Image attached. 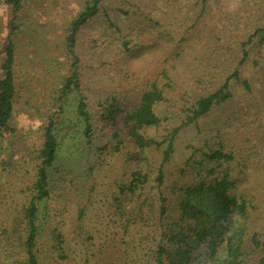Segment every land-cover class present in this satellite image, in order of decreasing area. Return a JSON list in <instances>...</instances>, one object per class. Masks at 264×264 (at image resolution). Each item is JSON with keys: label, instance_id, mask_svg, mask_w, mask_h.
Segmentation results:
<instances>
[{"label": "trees", "instance_id": "16d2710c", "mask_svg": "<svg viewBox=\"0 0 264 264\" xmlns=\"http://www.w3.org/2000/svg\"><path fill=\"white\" fill-rule=\"evenodd\" d=\"M29 1L0 0L10 13L0 58V150L6 135L16 132L13 121L19 95L15 39ZM78 3L77 16L66 26L68 69L62 76L58 107L62 111L66 100L77 94L78 115L86 123L88 142L100 134L105 142L101 153L121 155L129 149L127 169L113 182L108 209L110 221L126 230L123 243L131 253L117 262L97 264H145L144 260H151L148 264H264V240L259 234L252 235L253 215L259 206L244 187L254 173L261 171L264 162V104L248 97L249 92L259 90L244 73L248 62L264 52V10L254 18V30L240 42V62L219 82L212 76L211 64L216 46L221 42L227 45L220 31L210 35L201 29L177 40L162 21L128 0ZM218 5L225 6L233 17L241 6L248 8L246 0H220ZM201 6L204 13L209 0H201ZM238 15L243 17V11ZM163 60L165 64H161ZM97 69L111 84L126 90L99 97L91 107L83 93L82 79ZM182 80H187L189 86L207 84L213 88L199 95L182 125L196 124L202 140L191 145L180 168L181 177L175 187L176 214L167 217L171 214L167 199L162 197L158 217L153 204H147L148 191L151 185L164 184V172L160 169L153 178L149 152L163 150L164 161L175 152L182 128L169 134L163 129L178 110L176 89ZM238 98L242 103L224 124H219L220 118L209 120L215 111ZM58 120L57 116L51 118L45 127L34 181L22 190L26 203L19 214L9 212L7 220L12 225L8 222L0 229V238L7 244L3 251L0 249L1 264H45L43 251L50 256L57 254L63 263L70 261L66 236L54 225L47 232L41 219L42 204L53 196L51 173H56L55 182L63 193L78 189L73 172L55 169L61 144ZM16 157L15 152L8 164L0 161V180L14 176L16 171H11L20 165ZM131 223L145 227L138 238L128 231ZM79 233L86 234L89 242L93 240L84 229ZM45 236L47 247L41 250L40 241ZM132 244L141 246L142 252L134 246L131 249ZM146 246L152 247L148 260L142 256Z\"/></svg>", "mask_w": 264, "mask_h": 264}, {"label": "rangeland", "instance_id": "374dc122", "mask_svg": "<svg viewBox=\"0 0 264 264\" xmlns=\"http://www.w3.org/2000/svg\"><path fill=\"white\" fill-rule=\"evenodd\" d=\"M128 1L139 6L145 14L162 21L172 30L177 40L201 29H205L210 35L220 31L227 40V45L221 42V45L216 46L211 64L212 76L219 82L234 70L235 63L240 62V42L251 34L254 30V18H259L260 12L264 10V0H246L248 8L241 6L240 11H243V17H239L240 12L234 17L228 14L225 6L218 5L220 0H209V6L204 13L201 0ZM226 1L221 0L223 3ZM79 6L78 0H30L27 3L20 24L21 32L15 39L16 88L19 95L13 121L16 132L6 135L0 150L2 163L8 164L9 158L16 152V159L21 165L11 171H16L14 176L0 180V229H4L8 222H12L7 220L9 212L19 214L26 203L22 190L34 181L37 154L43 145L45 127L51 118H59L57 127L61 144L55 169L65 168L73 172L78 180V189L63 193L62 188L55 182L56 173H51L53 196L41 206L42 225L47 232L50 231L51 225H54L66 236V250L70 261L63 263L57 254L50 256L49 252L43 251L41 256L45 264L117 262L131 253L123 243L126 230L110 221L108 209L110 189L113 182L127 169L129 149L121 155H111L109 151L101 153L105 142L100 134H97L91 143L88 142L85 136L86 123L78 115L77 94L66 100L62 111L58 107L62 76L68 69L66 26L77 16ZM9 22L10 13L0 4V58L8 35ZM165 63L164 60L161 61V64ZM244 73L259 90L253 91L252 94L249 92L248 97L264 104V52L261 57H254L248 62ZM82 80L83 93L91 107L99 97L126 90L124 86L111 84L106 75L98 69L87 72ZM206 88L210 90L213 87L207 84L189 86L187 80L178 81V110L172 114L163 129L165 134H169V131L175 128H182L175 143V152L168 161H164L163 150L149 152L154 165L153 178L158 176L160 169L164 172V184L161 187L151 185L152 189L148 191L147 204H153L158 217L162 197L167 199L166 206L171 214L167 217L172 218L176 214L175 187L181 177L180 168L190 154L191 145H197L202 140V134L196 124L185 127L182 125L187 121L190 109L198 102L199 95L205 92ZM241 103L238 98L232 104L215 111L209 120L220 118L219 124H224ZM134 151L132 149L131 153ZM131 167L135 165L131 164ZM244 187L249 195L255 197L259 206L253 215L252 235L259 234L264 240V162L261 171L254 173ZM83 229L93 237L92 241L86 239V234L80 235L79 232ZM143 229V224L131 223L128 231L138 238ZM46 240V236L42 237L41 250L47 247ZM6 246V240L0 238V249L3 251ZM133 246L132 244L131 249ZM134 248L137 252H142L141 246L135 244ZM150 248L146 246L142 254L146 260L147 256H151ZM148 262L151 260H144L145 264Z\"/></svg>", "mask_w": 264, "mask_h": 264}]
</instances>
